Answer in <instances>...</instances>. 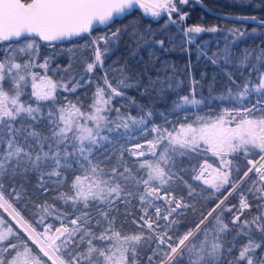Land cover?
Here are the masks:
<instances>
[{
  "label": "snow or ice",
  "instance_id": "snow-or-ice-1",
  "mask_svg": "<svg viewBox=\"0 0 264 264\" xmlns=\"http://www.w3.org/2000/svg\"><path fill=\"white\" fill-rule=\"evenodd\" d=\"M195 2L202 5L203 0ZM189 3L190 0H0V209L27 237L24 239L0 216V264H138L139 247L151 246L153 241L155 247L147 258L148 264H264V47L245 49L234 59L227 37L225 47L211 55L203 44H196L198 58L204 57L213 65L223 61L222 71L228 80L217 96L214 78L208 84L209 95L205 97L201 91L198 98L197 89L204 85L191 78L189 93L180 95L178 89L184 81L176 80L174 74L167 75L169 67L175 72V66L167 61L156 69L155 77L148 75V66L155 63L156 49L168 51V45L176 47L174 37L157 38L150 28L145 31L135 25L92 36L94 25L110 29L115 19L139 8L153 18L166 13L169 23L179 24V46L187 52L189 49L183 46L195 43L199 34L222 31L216 25L184 26L189 13L179 5ZM238 19L258 20L256 16ZM258 23L264 27V18H259ZM227 32L234 37L232 44L249 34L237 28H228ZM122 35L136 45L133 56L142 49L148 51L149 59L142 72L133 73L127 61L119 67L114 61L105 68V59L118 48ZM73 38L85 41L81 47L91 49L93 59L86 63L79 79L70 76L55 80L48 75L51 58L38 62L41 49L54 48L56 42L75 43ZM229 64L242 76L240 69H248L242 83L226 70ZM33 68L44 72L32 71ZM98 68L103 76L96 78L92 74ZM92 84L95 90L87 110L78 100L73 102L65 96L61 103L58 99L60 92L76 93ZM29 87L30 92L26 91ZM133 88L150 99H164L167 93L175 92L171 110L159 113L163 124L152 121L155 113L151 107L141 105L138 116L122 114L115 107V98H127V90ZM25 96L27 99H22ZM217 100L228 101L229 105L221 106ZM131 103L135 104V100ZM194 108L199 111L190 118ZM113 112L115 117L111 116ZM181 114L182 122L168 120L169 115ZM137 130L152 133V139L122 149L117 162L106 170V161L111 157L99 158L108 151L105 145L115 147L119 140L131 139L130 132ZM125 151L137 160L135 172L123 159ZM240 158L246 164L242 175ZM30 173L39 175V187L45 193L49 191L46 180L59 189L72 173L68 191L54 197L65 206L71 205L72 213L45 201L35 205V225L25 219L13 203L24 199L23 184L19 188L12 186L6 196L4 181L26 178ZM182 174H190L191 180L200 184L189 183ZM178 180L193 203L173 192ZM244 184L259 209L251 220L241 219L245 210L253 207L245 192L240 193L238 206L226 203ZM206 195L218 202L206 214L201 213L194 228L175 238L169 235L171 229H178V217L189 209L195 211V197ZM132 199L139 200L142 213L133 223L143 230L122 234L114 227L116 218L110 213L118 210L119 204L127 207ZM94 204L99 217L95 222L91 214ZM150 209L154 212L150 213ZM224 212L231 214L230 221L225 220ZM70 215L73 218L69 219ZM48 217L60 221V226L46 223ZM232 226H236L235 232ZM98 227L102 228L99 233L95 231ZM13 237L15 242H11Z\"/></svg>",
  "mask_w": 264,
  "mask_h": 264
},
{
  "label": "trees",
  "instance_id": "trees-1",
  "mask_svg": "<svg viewBox=\"0 0 264 264\" xmlns=\"http://www.w3.org/2000/svg\"><path fill=\"white\" fill-rule=\"evenodd\" d=\"M203 3L207 5L209 8L214 9L216 11L232 13V14H241V15H251L256 16L257 18H264V0H203ZM183 11L189 13V18L186 22H184V26L201 24L204 26H219L222 31L217 33H203L199 34L195 43L192 45L185 44L183 47L188 48L189 51H182L179 46V41L182 39L180 33L177 31L180 25H173L168 22L167 14L164 13L159 18H151L146 16L140 12L137 8L131 12V14L126 15L120 19L115 20L110 29L106 27H99L94 29L92 32V36L102 35L106 31L115 30L116 28H123L125 26L135 25L138 28L144 29L147 31L149 28L151 32L156 35L157 38H175L177 41V46L173 47L172 45H168L169 50L163 51L160 49H156V57L154 65L148 66V75L155 77L157 75L156 69L161 67V63L167 61L169 65L175 66V72L173 73V68L169 67L167 70V75H173L176 80H182L184 83L178 89L180 95H185L189 93V85L191 78H195L197 81H200L204 87L197 89V97L199 98V94L202 91L203 95L207 97L209 95L208 84L213 81L215 78V92L214 95L220 93V91L224 88V86L228 83L227 77L222 71L223 61H221L218 65H213L209 60L204 57L198 58V53L196 50V44H203L204 47L208 50V54L211 55L213 52L221 50L225 47V37H227V43L229 44L230 52L233 54L234 59L238 58L245 49H255L257 46L264 47V27L241 23V22H232L224 19H219L217 17H213L207 13H205L194 0H190L188 5H183L181 7ZM173 19H176V15L173 14ZM228 28H237L246 31L249 33L248 35L238 39L235 44H232L231 41L234 37L227 32ZM252 29H256L255 32H252ZM129 31L131 29L129 28ZM87 35V34H86ZM75 43L70 41L56 42L54 48H42L40 57L38 62L42 63L45 57H50V67L48 70V75L52 76L55 80H60L61 77L67 79L70 76H74L79 79L82 75H84L86 63L91 62L93 59V53L91 49H83L81 46L85 43L84 40L75 38ZM136 48V45L133 44L131 40L128 39L127 35H122L120 44L115 51H113L106 59H105V68L113 65L114 61H117L115 67H119L123 65L125 61L130 65L133 73L142 72L145 66V62L149 59V53L147 50L142 49L138 55L133 56L132 52ZM68 49H75L74 52H69ZM71 65V67H69ZM67 69V71H64ZM226 70L234 73V79L238 83H242L244 78L248 75V69L242 67L240 71L243 72V76L236 72L233 65L229 64L226 66ZM32 71L39 72L43 74L44 70L40 68H33ZM203 74V75H202ZM94 77L99 78L103 76V71L99 68L92 74ZM161 75H165L164 72H161ZM255 75V74H253ZM111 78V77H110ZM146 79V77H145ZM5 87H9V83L5 82ZM30 87L26 90L30 92ZM95 90V84L86 86L85 88L78 89L76 93H64L60 92L58 99L61 103L64 102L63 98L67 96L69 100L76 102L77 100L83 105L84 109L87 110L88 105L91 103V97ZM22 99H27V97H22ZM176 99L175 92H169L166 94L164 99L156 98L150 99L148 96L141 95V93L135 88L127 90V98L117 97L113 101L115 107H119L121 113H130L133 116H138L140 114V106L143 105L145 107H151L154 111V116L151 118L152 121L156 124H163L164 120L161 118L159 113L166 112L171 110L172 101ZM131 100H135V104L131 103ZM217 103H221L217 100ZM229 105L228 101H223L221 106ZM202 107V106H201ZM199 111V108H194L189 113V116H192L191 113ZM183 116V114H181ZM112 117L116 116V113H111ZM169 121L175 120L176 123L182 122V117H175L172 115L168 116ZM151 127V124L148 125ZM45 127V131H46ZM123 131V130H121ZM131 139H121L119 140L115 147L111 145H105V148L108 149L107 152H103L100 155V159L104 160L105 156L111 157L110 160L106 161V170L110 169L116 162L121 151L126 145L137 143L139 141H143L144 139H149L152 136V133H147L142 136V132L139 130L130 132ZM210 162L214 161V158L208 157ZM124 161L127 166L136 171L138 168L137 160L134 158H129L124 155ZM193 164L196 161H192ZM241 166V175L243 170L246 169V164L243 158L239 160ZM185 165H188V161L185 158ZM184 178L189 181V183L200 184L198 182H194L191 180L190 174H182ZM253 179L252 174L250 175ZM235 173L233 174V179H236ZM73 179V174H68V182L63 185V187L59 189H54L51 181L46 180V186L49 187V191L45 193L43 189L39 187L40 178L37 173H30L26 178L16 177L14 180L5 179V194L9 195L11 192L12 186H16L19 188L20 184H23L25 190V197L20 202H15L13 200L14 206L21 212V214L28 221L32 222L35 225L37 216H34L33 213L36 211L35 205L42 204L47 201L50 204H54L56 208L61 209L66 213H72L71 205L65 206L59 200H56L54 197L60 191H68V185ZM248 187L247 184H244L235 192L232 196L229 197V200L226 202L229 206L235 204L238 206V200L241 192H245V194L251 199L250 203L253 204V207L250 210H245L242 220L251 218L258 214L259 209L255 207L257 201L252 198L250 193H247L245 190ZM142 191V188L140 189ZM173 192L177 196H184L187 198V189L186 187L178 180L176 184L173 186ZM209 192V190H208ZM226 194V193H225ZM222 198V197H221ZM190 200V199H189ZM218 201L211 198L210 196L195 197L196 208L195 211L189 209L185 212V214L181 217H178L180 220V224L177 228L171 229L169 232L174 237L179 234H183V232L187 231L189 228H194L195 224L201 218V213L206 214L207 211L210 210L212 206L215 205ZM139 200L132 199L131 204L127 207L124 204L118 205V210H114L110 213V215L115 216V225L114 227L121 231L122 234H135L143 229L137 227L136 223H133L134 220H137L141 215ZM236 211V209H233ZM154 212V210L152 211ZM78 214V213H77ZM91 214L95 219L99 218L97 216L95 204L91 208ZM0 216L7 222V224H11L13 228L21 233V236L24 239H27L26 234L23 233L22 229H20L19 225H17L11 218L8 216L7 212H4L3 209H0ZM73 218L72 215L69 216V219ZM155 217H153L154 219ZM224 218L226 221H230L231 214L228 212H224ZM162 221L160 224L162 225ZM46 223H52L55 227L60 226V221L56 220L54 217H48L45 221ZM6 226V225H5ZM106 226V225H102ZM233 232L236 230V226H232ZM38 230H42V228H38ZM102 228L98 227L95 229L97 233H99ZM232 233H229L228 238L231 239ZM259 239V235L257 236ZM11 242H15V238H10ZM246 239V238H245ZM29 245L33 248L34 252L38 253V249L34 245L31 244V241L28 242ZM95 243L100 244L99 241H95ZM155 247V242H152L151 246L147 244H142L139 249L138 256V264H148L147 258L152 252V248ZM47 260V258H44ZM158 259V258H157ZM47 264H51V262H47ZM181 264H184L182 261Z\"/></svg>",
  "mask_w": 264,
  "mask_h": 264
},
{
  "label": "water",
  "instance_id": "water-1",
  "mask_svg": "<svg viewBox=\"0 0 264 264\" xmlns=\"http://www.w3.org/2000/svg\"><path fill=\"white\" fill-rule=\"evenodd\" d=\"M195 1V0H194ZM196 3V2H195ZM205 13L213 16V17H217L219 19H224V20H228V21H232V22H241V23H247V24H252V25H257L260 26L258 23V20L253 21V20H240L238 19V17L240 16H251V15H241V14H232V13H225V12H220V11H216L214 9L209 8L207 5H205L204 3L199 4L196 3ZM122 18V17H121ZM120 19V18H117ZM115 19V20H117ZM99 27H105L104 25H94V29L99 28ZM75 39V38H73ZM9 216V215H8ZM11 218V217H10ZM12 219V218H11ZM13 220V219H12ZM14 221V220H13ZM15 222V221H14ZM16 223V222H15Z\"/></svg>",
  "mask_w": 264,
  "mask_h": 264
},
{
  "label": "rangeland",
  "instance_id": "rangeland-1",
  "mask_svg": "<svg viewBox=\"0 0 264 264\" xmlns=\"http://www.w3.org/2000/svg\"><path fill=\"white\" fill-rule=\"evenodd\" d=\"M182 6H183V5H179L180 8H181ZM137 9L140 10V12H141L142 14H144L142 9H139V8H137ZM162 14H164V13H162ZM144 15H145V14H144ZM146 16H148V15H146ZM149 17H151V16H149ZM151 18H153V17H151ZM177 31L179 32V29H177ZM195 112H196V111H195ZM195 112H192V113H191L192 116H190V118H194V113H195ZM181 117H182V115H181ZM144 135H146V134H145V133H142V136H144ZM152 136H153V134H152ZM152 136H151V138H149V139H152ZM146 140H148V139H144L143 141H139V142H137V143H144ZM134 144H136V143H132V144L126 145V146H124L123 148H121V150H122V149H129V148H131ZM124 155L128 156L129 158H134V157H131L127 151L124 152ZM134 159H136V158H134ZM209 192H211L210 189H209ZM186 200H187L188 203H193V200H189V199H186ZM157 203H158V204H162V202H160V201H158ZM139 207H140V204H139ZM153 210H154V209H150V210H149L150 213H151ZM141 214H142V213H141ZM138 219H139V218H138ZM138 219H137V220H138ZM164 223H165V222L162 221V225H163ZM169 235H171L170 232H169ZM179 235H182V234H179ZM179 235H177V236H179ZM175 237H176V236H174V238H175Z\"/></svg>",
  "mask_w": 264,
  "mask_h": 264
},
{
  "label": "built area",
  "instance_id": "built-area-1",
  "mask_svg": "<svg viewBox=\"0 0 264 264\" xmlns=\"http://www.w3.org/2000/svg\"><path fill=\"white\" fill-rule=\"evenodd\" d=\"M225 106H228V105H225ZM251 175V174H250ZM253 176V175H252ZM253 179H255V177L253 176ZM198 183H200V182H198ZM248 197V196H247ZM248 199H249V202H250V198L248 197ZM238 204H239V200H238ZM139 218V217H138Z\"/></svg>",
  "mask_w": 264,
  "mask_h": 264
}]
</instances>
